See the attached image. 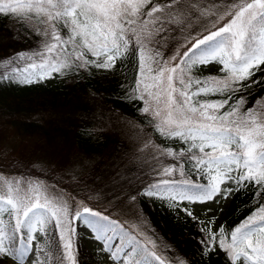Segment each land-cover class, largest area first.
<instances>
[{"label":"snow or ice","instance_id":"6c2138e0","mask_svg":"<svg viewBox=\"0 0 264 264\" xmlns=\"http://www.w3.org/2000/svg\"><path fill=\"white\" fill-rule=\"evenodd\" d=\"M179 2L171 0L167 5H152V0H0V14L15 19L22 26L31 27L43 37L42 51L32 56L19 53L9 61L32 60L33 56H38L41 63H33L29 68L39 67L41 71L29 75V68L17 70L15 78L23 83H32L45 79L52 72L64 74L65 70L74 67L86 68L91 65L111 69L116 59L129 51L135 39L140 49L141 78L133 90L134 98L144 100L145 106L141 111L153 117L155 128L162 136L179 138L189 144L188 149L180 153H174L171 148L159 151L174 158L186 157L194 161L193 168L210 176V183L202 192L189 194L180 191L175 195L169 194V198L175 200L178 197L180 200L201 203L212 200L217 194L226 198L227 192L222 193L220 188L225 180H235L238 184L245 181L255 183L264 191V100L256 101L252 108L246 110L243 97L231 105V95L215 102L193 100L201 93L240 91L241 88L235 85L252 76L253 68L264 64V0H231L217 18L225 21L222 25L216 27L214 24L215 30L196 39L183 52H177L161 66L160 61L146 55L147 51H151L147 49V44L160 31L149 26L161 21L162 17L157 13L174 8ZM149 5L152 6L145 12L144 9ZM192 7L196 8V5ZM201 14L216 13L206 9ZM173 19L180 22L175 17ZM202 45L210 49L207 54L190 55ZM89 56L94 59H89ZM185 57L190 63L184 60ZM213 60H217L227 70L228 75L224 79L209 77L201 81L190 75L195 64ZM172 61L178 62L173 65ZM153 63L157 65L155 72ZM186 63L187 67H182ZM193 84L202 86L191 91ZM226 105L228 110L221 113L220 109ZM193 149L198 151L194 152ZM176 170L167 167L162 172L171 175ZM179 170L184 175L182 165ZM233 173L238 175L233 176ZM168 183L166 180L160 182L163 185ZM0 187L6 192L0 194V213H7L14 221L8 223L0 219V264L9 258L22 262L36 239L32 232L45 230L49 220H54L62 232L64 252L61 254V264L65 259L75 264L70 220L73 214L67 203L49 198L39 183L22 189L19 182L5 178L0 180ZM159 188L160 185H152L146 194L158 195L163 199L164 194L156 191ZM83 213L107 219L87 207L83 208ZM82 215L79 211L74 213L76 218ZM188 215L191 216L192 212L188 211ZM84 220L98 233L103 231V226L97 227L99 220L93 221L87 216ZM37 224L41 225L39 230ZM25 229L28 230L27 243L22 242V246L17 249L11 242L16 238V233ZM208 237L205 244L207 250L214 251L218 239L220 250L231 264L237 261L242 264H264V205L231 230L230 242L225 237L223 227L218 234L209 229ZM93 238L104 239L102 235ZM129 242L135 244V238H130ZM151 243L155 248L154 242ZM210 244L213 247H209ZM111 248L108 245L103 250L109 251ZM141 251L150 255L157 264H167L166 259L155 251ZM120 252L121 248L115 249L110 253V258L116 259ZM123 264H151V261L128 256Z\"/></svg>","mask_w":264,"mask_h":264},{"label":"trees","instance_id":"16d2710c","mask_svg":"<svg viewBox=\"0 0 264 264\" xmlns=\"http://www.w3.org/2000/svg\"><path fill=\"white\" fill-rule=\"evenodd\" d=\"M155 3H157V0H152V5ZM152 5H149L144 11L146 12ZM164 20L166 19H161L156 25L149 26L150 28H159L160 31L153 35L151 42L147 44V49L151 51L146 52V55H151L156 61H160L161 66H163L164 61L169 60V58L174 56L177 52H183L185 47L190 44L185 46L183 43L175 42L173 43V48L169 50L164 45L165 37L174 33L176 22L171 20L169 23H162ZM224 22L225 21H223V23ZM180 27L181 25L179 28ZM42 41L43 37L37 35L31 27L22 26L21 23L17 22L15 19L0 14V118H4V120L9 123L8 126H15L16 130L19 129L20 132H18L22 135L36 134L42 136L45 141L52 144L56 143L59 139L62 142H66L67 144L65 145H71V142H73L78 147L80 146L85 153L94 151L103 155L104 161H108L112 165L117 163L119 159L126 158V142L129 145H132V143L135 144V142H133V137L131 141H128L125 134L122 135L121 133L123 129L126 130L128 128L127 126L132 123V125L134 124L133 127H135L132 128L133 131L138 132V134L141 133L140 136H136V142H140L143 139L146 141L148 139L149 141H147L149 144L144 147L141 146L143 149H139L141 147H139L137 143L136 146L133 145L132 149H128L131 157V168L137 169L140 174L134 182L131 181V183H133L131 186H135V190H137V188H139L138 186L142 185L143 182V187L146 186L148 190L152 185H160L161 187L156 189L157 192L176 194L180 191H186L189 193L195 192L196 194L202 192L205 185H209L210 176L193 168L194 161H190L186 157L174 158L173 156H166L160 153V151H157L159 149L171 148L174 153H180L186 151L189 144L181 141L179 138H167L162 136L155 128L156 121L153 120V117L141 111L145 106L144 100L133 98V90L136 88L137 80L141 78L140 49L139 46L135 44V39H133L130 44L129 51L124 56L117 58L114 67L111 69L106 70L91 65L86 68L74 67L71 70H66L67 72L65 71V75L52 72L50 76L43 80H34L32 83L20 82L19 79L15 78L17 70L29 68V65L33 63L39 65L41 63L40 57L33 56L32 60L15 59L14 63H10L9 61L16 58L19 53L32 56L33 53L42 51ZM177 41H179V39H177ZM208 51H210V49L202 45L199 49H194L193 53H190V55L194 54L199 56L201 54H207ZM156 53H159V55H156ZM89 59H94V57L89 56ZM184 60L190 63L187 57H185ZM177 62L178 61H172V64L175 65ZM152 67L155 72L157 65L153 63ZM182 67H187V63L183 64ZM35 69L29 68L30 72L28 74L33 73L34 70L37 73L41 71L39 67ZM252 71L254 73L252 76L239 82L238 85H235L241 88L240 91L235 93L217 92L216 94L201 93L199 96L193 98L194 102H215L224 100L231 95L232 98L229 100V105L243 97L246 100L244 109L252 108L256 101L259 99L264 100V64L259 65L258 68H253ZM154 72L152 74H154ZM190 75L201 81L209 77L222 80L228 75V72L223 69L221 63L217 62V60H213L205 64H195L191 68ZM61 76L62 78L60 79ZM8 77L13 78L9 79ZM58 84L60 86H58ZM200 86L202 85L193 84L191 91H195ZM262 87L263 89H261ZM110 96L111 98H109ZM134 100L135 102H133ZM227 108L228 105L220 109V112L222 113L228 110ZM86 109L87 111H85ZM117 113H119V115ZM54 115L56 116L54 117ZM119 116L121 118H119ZM144 116H146L145 120ZM95 117H97L96 119L98 121ZM108 117H110V119H108ZM120 121H123L124 125L120 124L122 123ZM102 129H104L103 131L105 132H103ZM117 130L119 132H117ZM91 134L93 137H90ZM87 135H89L88 138L85 137ZM159 140L162 142L159 143ZM144 150H146V155L143 153ZM192 151L196 152L198 150L193 149ZM206 151H210V149H206ZM149 153L151 154L150 156H148ZM123 161L126 162V159ZM123 161H119L118 163ZM179 161L180 163H178ZM179 164L183 166L184 175H181ZM23 166H25V164H15V168L18 169L20 177L26 179V177L30 176V172L23 168ZM121 166V163L118 164L120 169ZM171 166L173 168L177 167V170L171 175H164L162 169ZM156 167H162L161 172L152 179L151 176L155 174ZM232 175L236 176L238 173H233ZM162 178L163 180H168L169 183L167 185L160 184ZM185 181L188 183H185ZM77 184L78 183L75 185ZM75 185L73 187L65 186V189L69 193L71 192L74 197H78V190ZM197 185L202 187H195ZM232 187L234 193L228 211L217 225L211 226L205 224L203 220H199L194 214L191 216L188 215V211L186 210H180L181 212H179L168 208L164 209L160 207L157 201L152 203L149 199V195L139 194L140 205L148 216V226L151 227L157 237H159L158 241H155V248H153V245L146 241L137 230L135 231L124 222L122 218L116 216H110L104 213L100 214V217H107V219L104 220L83 213L79 223L85 216L93 221L99 220L97 227L103 226V232H110L108 240L118 235L120 239L118 248L122 250L124 247L131 245L128 249L129 251L127 252L126 258H128V256H133L137 260L146 258L151 261V264H157L150 255H146V253L141 251L147 249L155 251L157 255L165 258L167 264H231L226 254L220 250L218 239L215 242L214 251L209 252L207 250L205 244L209 238L208 230L211 229L213 233L218 234L219 229L223 227L225 229V237L230 242L231 230L242 224L247 217L252 215V213L261 206V204L264 205V191H261L255 183L245 181L238 184L235 180H232ZM0 219L8 223H14L7 213H0ZM40 227L41 225H36L37 230H39ZM257 227H259V225H257ZM60 235V231L56 227L54 220H49L47 222L45 230L32 232V236L36 239L29 249L34 247V264H61V254L64 252V241ZM27 236L28 230L25 229L20 233H16V238L11 243L18 249L22 246V242L27 243ZM133 237L135 238V244L129 242L130 238ZM208 246L213 247L211 244ZM3 264H7L6 260L3 261ZM63 264L71 263L65 259ZM76 264L99 263L92 257L84 254V256L80 255L77 257ZM236 264H238V262H236Z\"/></svg>","mask_w":264,"mask_h":264},{"label":"rangeland","instance_id":"374dc122","mask_svg":"<svg viewBox=\"0 0 264 264\" xmlns=\"http://www.w3.org/2000/svg\"><path fill=\"white\" fill-rule=\"evenodd\" d=\"M230 2L231 0H180L174 8L166 9L163 13H157V15H161L162 19H166L162 23L174 21L173 17L180 21L179 23L176 22V26H174L175 34L165 37L164 45L169 50L173 48L175 42L183 43L186 46L207 35L209 31L215 30L214 24L216 27L223 24L224 20L217 18ZM170 3L171 0H157L155 4L167 5ZM193 5H196V8H193ZM206 9L216 14L202 15L201 12ZM8 124L4 118H0V180L6 178L17 181L22 189H27L30 184L39 183L49 198L67 203L70 212L73 214L70 216V220L73 230L71 239L75 264L77 257L84 256V254L92 257L99 264H123L127 259L125 253L129 251L130 247H124L116 259H111L110 253L118 248V236L115 235L111 240H108L110 232L98 233L95 228L88 226L84 219L79 223L80 217L76 218L74 213L79 211L83 214L84 207L95 213L122 218L131 228L137 230L146 241L154 242L156 246L155 241H158L159 237L148 226V216L140 205L139 199V194L145 195L148 189L146 186L143 187V182L142 185L138 186L139 188L136 187L137 190H135V186H131L133 184L131 181L134 182L140 174L137 169L131 168V157L128 152V149H132L136 143L139 144V147H144L149 144V141L143 139L136 142L135 136H140L141 133L133 132L132 123L121 133L122 135L125 134L128 141H131L133 137L135 144L129 145L126 142V158L119 159L117 163L112 165L108 161H104L103 155L94 151L85 153L80 146L78 147L73 142L71 145H65L67 143L59 139L52 144L36 134L22 135L14 125H12L14 127H10ZM131 126L132 128H130ZM143 147L139 149H143ZM124 159L126 162L123 161ZM119 161H123L120 162L122 164L121 169L118 167ZM17 163L25 164L23 168L30 172L29 177L26 179L20 177L18 169L15 168ZM155 171V174L151 176L152 179L161 172L160 168L157 167ZM76 183L78 184L75 185ZM74 185L77 186L78 197H74L71 192L69 193L65 189V186L73 187ZM207 186L205 185L204 188ZM220 188L222 193L227 192L226 198L222 194H217L212 200L203 203L190 202L186 199L180 200L178 197L171 200L168 193H163L165 196L163 199L158 195H149V199L152 203L157 201L160 207L163 206L164 209L191 211L199 220L201 219L205 224L211 226L217 225L225 216L233 198L232 180H225ZM0 194H6L2 187H0ZM58 230L62 236L61 229L58 228ZM95 235H102L104 239L96 240L93 238ZM151 244L153 245V243ZM108 245H111L112 248L109 251H104L103 249L107 248ZM34 259L33 247L29 249L22 262L15 258L5 260L7 264H34ZM237 262L242 264L241 261Z\"/></svg>","mask_w":264,"mask_h":264},{"label":"bare ground","instance_id":"6f19581e","mask_svg":"<svg viewBox=\"0 0 264 264\" xmlns=\"http://www.w3.org/2000/svg\"><path fill=\"white\" fill-rule=\"evenodd\" d=\"M195 11L197 12V9H195ZM16 29H17V28H16ZM14 41H15V40H14ZM11 43H12V42H11ZM27 66H28V65H27ZM22 69H23V68H22ZM35 70H36V69H35ZM35 70H34V72H35ZM31 71H33V70H31ZM65 71H66V70H65ZM65 71H64V75H65V73L67 72V71H66V72H65ZM29 72H30V71H29ZM110 72H111V71H110ZM255 73H256V72H255ZM68 74H69V73H68ZM68 74H67V75H68ZM29 75H30V74H29ZM58 76H59V75H58ZM56 77H57V76H56ZM119 77H120V76H119ZM253 77H254V76H253ZM253 77H252V78H253ZM61 78H62V76L60 77V79H61ZM66 78H67V77H66ZM64 79H65V77H64ZM55 81H56V78H55ZM250 81H251V79H250ZM252 81H253V80H252ZM50 82H51V81H50ZM62 82H63V81H62ZM253 84H254V83H253ZM261 84H262V83H261ZM110 85H111V84H110ZM58 86H60V85L58 84ZM248 86H250V85H248ZM257 86H258V85H257ZM257 86H256V88H257ZM261 86H263V85H261ZM112 87H114V86H112ZM258 87H259V86H258ZM254 88H255V87H254ZM261 89H263V87H262ZM79 91H80V90H79ZM101 91H102V90H101ZM255 92H256V91H255ZM77 93H78V92H77ZM256 96H257V95H256ZM260 96H261V95H260ZM105 97H106V96H105ZM121 97H122V95H121ZM81 98H82V97H81ZM109 98H111V96H110ZM123 98H124V97H123ZM133 98H134V96H133ZM126 99H127V97H126ZM71 100H72V99H71ZM111 100H112V99H111ZM127 100H128V99H127ZM129 100H130V99H129ZM198 100H199V99H198ZM259 100H260V99H259ZM125 101H126V100H125ZM56 102H57V101H56ZM70 102H71V101H70ZM130 102H132V101H130ZM133 102H135V100H134ZM65 103H66V102H65ZM68 103H69V102H68ZM68 103H67V104H68ZM81 103H82V102H81ZM123 103H125V102H123ZM54 104H55V102H54ZM106 104H107V103H106ZM137 104H138V103H137ZM71 105H72V104H71ZM131 105H132V104H131ZM126 106H127V105H126ZM129 106H130V105H129ZM33 107H34V106H33ZM52 107H53V106H52ZM62 107H63V106H62ZM65 107H67V106H65ZM111 107H112V106H111ZM53 108H54V107H53ZM71 108H72V107H71ZM75 108H76V107H75ZM114 108H115V107H114ZM127 108H128V106H127ZM133 108H134V107H133ZM247 108H248V107H247ZM54 109H55V108H54ZM118 109H119V108H118ZM139 109H140V107H139ZM227 109H228V108H227ZM70 110H71V109H70ZM90 110H91V109H90ZM92 110H93V109H92ZM103 110H104V109H103ZM110 110H111V109H110ZM114 110H115V109H114ZM126 110H127V109H126ZM72 111H73V110H72ZM85 111H87V109H86ZM128 111L130 112L129 108H128ZM132 111H133V110H132ZM43 112H44V111H43ZM100 112H101V111H100ZM109 112H111V111H109ZM47 113H48V112H47ZM69 113H70V112H69ZM94 114H95V113H94ZM94 114H93V116H94ZM96 114H97V112H96ZM102 114H103V113H102ZM117 114L119 115V113H117ZM127 114H128V113H127ZM146 114H147V113H146ZM82 115H83V114H82ZM109 115H110V114H109ZM114 115H115V114H114ZM120 115H121V114H120ZM134 115H135V114H134ZM49 116H50V115H49ZM52 116H53V115H52ZM55 116H56V115H54V117H55ZM110 116H111V115H110ZM126 116H127V115H126ZM126 116H124V117H126ZM149 116H150V115H149ZM44 117H45V116H44ZM91 117H92V116H91ZM91 117H90V118H91ZM103 117H104V116H103ZM116 117H117V115H116ZM135 117H136V116H135ZM137 117H138V115H137ZM145 117H146V116H144V120H145ZM32 118H33V117H32ZM85 118H86V117H85ZM96 118H97V117H95V119H96ZM114 118H115V117H114ZM119 118H121V117L119 116ZM127 118H129V117H127ZM131 118H133V117H131ZM131 118H130V119H131ZM140 118H141V117H140ZM142 118H143V117H142ZM147 118H148V117H147ZM44 119H45V118H44ZM48 119H49V118H48ZM48 119H47V120H48ZM95 119H94V120H95ZM102 119H103V118H102ZM104 119H105V118H104ZM108 119H110V117H108ZM117 119H118V118H117ZM130 119H129V120H130ZM133 119H134V118H133ZM138 119H139V117H138ZM42 120H43V119H42ZM87 120H88V118H87ZM94 120H93V121H94ZM96 120H97V119H96ZM99 120H100V119H99ZM126 120H128V119H126ZM131 120H132V119H131ZM134 120H135V119H134ZM142 120H143V119H142ZM81 121H82V120H81ZM97 121H98V120H97ZM109 121H111V120H109ZM116 121H118V120H116ZM140 121H141V120H140ZM149 121H150V120H149ZM85 122H86V120H85ZM104 122H105V120H104ZM113 122H114V121H113ZM121 122H122V123H120V124H123V125H124L123 121H121ZM124 122H125V121H124ZM134 122H135V121H134ZM145 122H146V121H145ZM45 123H46V122H45ZM64 123H65V122H64ZM40 124H41V123H40ZM94 124H95V126H96V123H95V122H94ZM98 124H99V123H98ZM105 124H106V123H105ZM108 124H109V123H108ZM142 124H143V123H142ZM142 124H141V125H142ZM92 125H93V124H92ZM102 125H103V124H102ZM113 125H114V123H113ZM113 125H112V126H113ZM116 125H117V124H116ZM126 125H127V124H126ZM133 125H134V124H133ZM141 125H140V126H141ZM85 126H86V125H85ZM140 126H139V127H140ZM78 127H79V126H78ZM110 127H111V126H110ZM118 127H119V125H118ZM127 127H128V126H127ZM72 128H73V127H72ZM76 128H77V126H76ZM86 128H87V127H86ZM96 128H97V127H96ZM115 128H116V127H115ZM120 128H121V127H120ZM130 128H132V126H131ZM130 128H129V129H130ZM133 128H134V127H133ZM137 128H138V127H137ZM69 129H71V128H69ZM87 129H88V128H87ZM93 129H94V128H93ZM106 129H107V127H106ZM94 130H95V129H94ZM100 130H101V129H100ZM103 130H104V129H102V131H103ZM110 130H111V128H110ZM113 130H114V128H113ZM119 130H120V129H119ZM92 131H93V130H92ZM120 131H121V130H120ZM123 131H124V129H123ZM123 131H122V132H123ZM131 131H132V130H131ZM97 132H98V131H97ZM97 132H96V133H97ZM103 132H105V131H103ZM117 132H119V131L117 130ZM117 132H115V133H117ZM133 132H134V131H133ZM135 132H136V131H135ZM81 133H82V132H81ZM99 133H101V132H99ZM136 133H137V132H136ZM136 133H135V135H136ZM82 134H83V133H82ZM86 134H87V133H86ZM132 134H134V133H132ZM91 135H92V134H91ZM91 135H90V137H93V135H92V136H91ZM97 135H98V134H97ZM135 135H134V136H135ZM140 135H141V134H140ZM142 135H143V134H142ZM102 136H103V135H102ZM158 136H159V135H158ZM158 136H157V137H158ZM85 137L88 138L89 135H87V136H85ZM97 137H98V136H97ZM106 137H107V136H106ZM135 137H136V136H135ZM159 137H160V136H159ZM95 138H96V137H95ZM99 138H100V137H99ZM99 138H98V139H99ZM103 138H104V137H103ZM85 139H86V138H85ZM100 139H102V138H100ZM100 139H99V140H100ZM138 139H139V138H138ZM90 140H91V139H90ZM94 140H95V139H94ZM151 140H152V139H151ZM153 140H154V139H153ZM108 141H109V139H108ZM93 142H95V141H93ZM161 142H162V141L159 140V143H161ZM88 143H89V142H88ZM94 144H95V143H94ZM105 146H106V145H105ZM156 148H157V147H156ZM158 148H159V147H158ZM156 150H157V149H156ZM156 150H155V151H156ZM145 151H146V150H144L143 153H145ZM157 151H159V150H157ZM157 151H156V154H157ZM150 152H151V151H150ZM160 153H161V152H160ZM145 155H146V153H145ZM150 155H151V154L149 153L148 156H150ZM162 159H163V158H162ZM162 159H161V160H162ZM178 163H180V161H179ZM176 164H177V163H176ZM176 164H175V166H176ZM179 166H180V164H179ZM161 168H162V167H161ZM161 168H160V170H161ZM175 168H177V167H175ZM179 169H180V168H179ZM159 172H160V171H159ZM159 174H160V173H159ZM156 176H157V174H156ZM156 176H155V177H156ZM167 181H168V180H167ZM137 185H138V184H137ZM160 187H161V186H160ZM165 187H166V186H165ZM256 189H258V188H256ZM164 191H165V190H164ZM166 191H167V190H166ZM194 193H195V192H194ZM236 195H237V194H236ZM150 196H151V195H150ZM263 199H264V198H263ZM257 200H259V199H257ZM261 201H262V200H261ZM153 202H154V201H153ZM259 202H260V201H259ZM166 204H167V203H166ZM261 205H262V204H261ZM162 207H163V206H162ZM157 209H158V208H157ZM159 211H160V210H159ZM170 212H171V211H170ZM179 212H181V211H179ZM169 214H170V213H169ZM173 214H174V213H173ZM182 214H183V213H182ZM180 215H181V214H180ZM174 216H175V215H174ZM173 218H174V217H173ZM178 219H179V218H178ZM185 220H186V219H185ZM198 226H199V225H198Z\"/></svg>","mask_w":264,"mask_h":264}]
</instances>
